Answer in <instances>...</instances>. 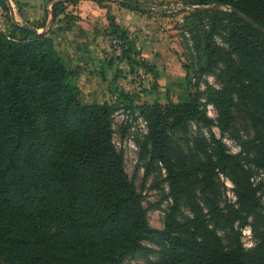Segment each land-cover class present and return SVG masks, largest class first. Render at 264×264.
Masks as SVG:
<instances>
[{
	"label": "trees",
	"instance_id": "16d2710c",
	"mask_svg": "<svg viewBox=\"0 0 264 264\" xmlns=\"http://www.w3.org/2000/svg\"><path fill=\"white\" fill-rule=\"evenodd\" d=\"M95 1L109 8V0ZM77 3L53 2V22L81 21ZM118 3L142 13L152 8L148 0ZM185 5L191 7L185 15L191 22L200 23L204 15L226 19L222 40L210 31L201 34L202 51L208 68L225 64L239 111L254 130L249 161L264 171V0ZM108 19L109 34L127 41L128 32L110 9ZM11 27L0 30V244L8 246L0 250V264H129L127 256L146 251L144 241L157 238L166 244L161 257L148 264H264V255L248 250L240 233L234 248L227 249L195 203L190 228L175 221L183 199L194 195L192 175L209 176L212 165L225 175L244 173L237 155L212 129L214 118L196 93L179 103L141 107L148 115L151 160L165 167L173 199L164 229H157L149 224L143 195L115 145L111 103L83 100L49 28L41 33L13 19ZM186 80L190 84L189 75ZM37 94L49 101L41 102ZM189 120L209 129L208 164L187 162L173 146L170 132ZM257 190L250 187L252 194ZM226 207L231 220H242L241 226L248 222L241 207L230 202Z\"/></svg>",
	"mask_w": 264,
	"mask_h": 264
},
{
	"label": "rangeland",
	"instance_id": "374dc122",
	"mask_svg": "<svg viewBox=\"0 0 264 264\" xmlns=\"http://www.w3.org/2000/svg\"><path fill=\"white\" fill-rule=\"evenodd\" d=\"M2 1L7 8L4 10L7 20L1 30L9 32L12 29V19L32 28L36 27L41 33L48 29L46 21L27 18L28 14L25 16V11L31 12L35 7L18 4L14 6L10 2L8 5L6 1ZM167 1L168 7L176 8L171 11L177 13L186 10V1L191 0ZM224 11L227 12L226 9ZM179 17V21L175 20L177 22L174 28L163 29L167 37L166 48L157 51L152 49V54L156 53L155 58L158 57L160 64L165 66L162 71L156 70L150 61L141 56L137 42L133 43L131 38L126 41L107 32L105 36L111 50L100 54L103 63L95 71L96 79L88 81L90 83L81 81V66L71 65V61L60 51L59 47H63V43L58 35L61 34L62 27H50L49 33L65 64L74 72L72 80L81 89L83 100L87 103H111L115 145L123 155L129 178L143 195L148 222L157 229H164L173 199L165 167L159 161L151 160L148 115L141 107L154 103L168 104L170 101L179 103L188 98L189 93L199 96L204 111L214 118L212 129L223 139L227 151L237 155V161L243 166L244 173L237 170L233 172L234 176L225 175L213 170L212 165L208 168L209 176H205L203 171L192 175L194 195L190 199H183L175 221L190 228L195 203L210 228H216L221 243L227 249L234 248L236 237L240 233V238L248 250L264 255V171L249 161L251 154L247 150L254 138V130L239 111L240 101L237 94L232 93L229 88L231 84L228 73L225 72V64L218 62L208 68L207 58L202 51L204 38H201V34L210 31L222 40L226 34V19L215 21L212 16L204 15L203 23H198L197 20L191 22L186 19L183 13ZM187 75L190 84L187 83ZM123 80H126V85L121 84ZM125 94L130 96L125 97ZM36 98L41 102L49 101L41 94H37ZM43 124L48 126L49 119L46 118ZM170 135L174 148L187 162H211L209 129L203 123L186 121L171 131ZM233 177L238 179V184ZM248 181L251 185H248ZM252 186L258 189L255 194L250 192ZM228 202L241 207L248 216V222L244 226H241L242 220L230 219L226 207ZM215 224L218 226L215 227ZM165 244L166 241L160 238L144 241L147 250L127 256L126 261L129 264L153 263L161 257ZM7 248V245L0 244V250Z\"/></svg>",
	"mask_w": 264,
	"mask_h": 264
},
{
	"label": "crops",
	"instance_id": "0c3cea01",
	"mask_svg": "<svg viewBox=\"0 0 264 264\" xmlns=\"http://www.w3.org/2000/svg\"><path fill=\"white\" fill-rule=\"evenodd\" d=\"M55 1L12 0V5L35 7L31 12L25 11V16L28 14L27 18L46 21L47 28L62 27L61 34L58 35L63 43V47H59L60 51L62 50L63 55H66V58L71 61V65L81 66L80 78L84 83H90L96 79L95 71L99 70L103 63L100 54L108 53L111 50L107 36H105L109 32V9L115 16L116 22L128 32L129 38L138 43L141 56L146 58V61H150V64H153L154 68L159 71H162L165 66L160 64L158 57L155 58L156 53L152 54V49L157 51L166 48L167 37L163 29L174 28L177 22L175 20L179 21L181 18L180 14L186 15L191 9L186 6V10L183 9L182 12L175 13L171 10H176V8L168 7L169 1L167 0H148L152 2L151 11L142 13L122 7L118 3L120 0L107 1L106 4L109 5V8L102 7L95 0H78L76 12L82 20L66 23L53 22L51 8ZM6 20L7 17L0 0V30L3 29ZM173 21L174 24H172ZM175 39L176 37L173 38V41ZM170 70H172L171 67Z\"/></svg>",
	"mask_w": 264,
	"mask_h": 264
},
{
	"label": "built area",
	"instance_id": "2783aa9c",
	"mask_svg": "<svg viewBox=\"0 0 264 264\" xmlns=\"http://www.w3.org/2000/svg\"><path fill=\"white\" fill-rule=\"evenodd\" d=\"M8 2H10L12 4V0H8ZM126 83H127L126 80L121 81L122 85H126Z\"/></svg>",
	"mask_w": 264,
	"mask_h": 264
}]
</instances>
